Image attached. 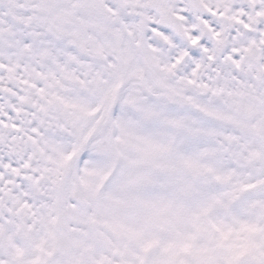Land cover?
<instances>
[{"label":"snow or ice","instance_id":"6c2138e0","mask_svg":"<svg viewBox=\"0 0 264 264\" xmlns=\"http://www.w3.org/2000/svg\"><path fill=\"white\" fill-rule=\"evenodd\" d=\"M0 264H264V0H0Z\"/></svg>","mask_w":264,"mask_h":264}]
</instances>
